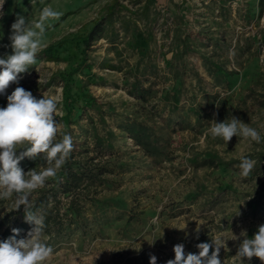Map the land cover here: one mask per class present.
I'll use <instances>...</instances> for the list:
<instances>
[{"label": "rangeland", "instance_id": "374dc122", "mask_svg": "<svg viewBox=\"0 0 264 264\" xmlns=\"http://www.w3.org/2000/svg\"><path fill=\"white\" fill-rule=\"evenodd\" d=\"M113 1L0 0V58L12 53L9 36L18 15L38 21L45 7L60 13L45 22L36 63L10 84L7 95L23 87L37 99H56L61 132L71 135L78 151L74 159L82 165L93 157V163L112 169L96 187L97 201L83 208L81 227L73 223L61 234L44 232L54 249L44 264H150L151 255L156 264H166L174 259V245L198 254L196 245L213 238L226 243L220 251L224 264H241L235 256L241 232L251 238L264 225V160L252 156L264 151V0H154L156 20L137 22L153 37L138 65L128 45L134 28L124 33L114 18L88 36ZM117 1L126 6L121 14L127 18L138 7ZM183 39L189 45L185 53ZM49 45L53 49L42 52ZM202 55L222 71L210 74ZM137 84L150 87L149 100L131 94ZM7 95H0V107L7 106ZM69 107L67 122L62 117ZM230 116L255 128L262 142L214 139L211 121ZM134 119L150 128L156 152L142 149L121 128ZM209 150L223 164H203ZM243 157L256 161L247 178L239 174ZM42 188L32 192L31 201ZM59 197L64 205L70 195ZM14 207V198L0 200V242L13 228L20 229L21 239L34 227L25 222L23 206ZM243 264H249L246 258ZM250 264L262 262L253 257Z\"/></svg>", "mask_w": 264, "mask_h": 264}, {"label": "clouds", "instance_id": "9594fccd", "mask_svg": "<svg viewBox=\"0 0 264 264\" xmlns=\"http://www.w3.org/2000/svg\"><path fill=\"white\" fill-rule=\"evenodd\" d=\"M59 15V12L45 7L38 21L17 16L9 36L12 53L0 58V95H7L10 84H18L21 74L29 72L30 66L36 63L37 53L42 47L40 36L45 31V22ZM7 101L6 107H0V200L14 198V210L23 206L25 222L34 227L26 238L21 239L16 238L20 229L13 228V235L0 242V264H44L53 255L54 249L44 236L45 216L39 210L34 211L35 205L30 196L34 190L44 187L49 178L57 177L73 150V139L70 134L61 132V125L56 120V99H37L31 91L16 87L7 95ZM209 132L214 139H223L225 144L234 136L262 142L255 128L235 116L219 123L211 121ZM40 156L48 165L42 171L34 168L24 172L19 167L25 158L36 160ZM255 164L256 161L248 157L241 158L238 165L240 176L249 177ZM199 231L197 227V234ZM240 235L243 239L235 256L240 258L241 264L245 258L250 264L253 257L264 264V225H260L251 238L246 231ZM235 239L238 237L235 236ZM225 244L223 239L213 238L211 243L196 245L198 254H186L184 244L178 243L173 247L174 259H169L166 264H224L220 251ZM156 261V256L151 255L150 264H156Z\"/></svg>", "mask_w": 264, "mask_h": 264}, {"label": "trees", "instance_id": "16d2710c", "mask_svg": "<svg viewBox=\"0 0 264 264\" xmlns=\"http://www.w3.org/2000/svg\"><path fill=\"white\" fill-rule=\"evenodd\" d=\"M154 0H131L132 5L138 7L135 9V13H131L128 18L121 14V11L126 8L124 5H120L117 0H114L107 9V13L98 22H96L90 29L88 36L92 39L96 34L102 31V26L107 20L117 19L121 23V28L124 33H127L130 29L133 30V35L128 41L129 48L135 51L139 56L138 63H141L148 52V48L152 41V31L149 28H140L137 22H150L156 20V12L152 8ZM128 10V9H126ZM131 27V28H130ZM113 42V41H112ZM186 39L182 40V47L180 48L181 53H185L189 48ZM53 49V45H49L42 50L44 53H48ZM202 60L207 66V70L210 74L213 71L221 72L222 67L219 63L209 66L207 58L202 55ZM151 71V70H149ZM151 72H154L153 70ZM228 75L231 72H227ZM150 87H142L141 84L133 86L131 94L137 96L136 98L143 101H147L150 98ZM69 88L66 89V92ZM71 113V108L67 109L66 114L62 117L68 122V116ZM121 128L131 137L137 145H140L145 151L150 153L156 152L157 148L152 143L157 144L158 140L152 137V132L149 131V127L146 126L142 121L136 119L126 121ZM152 144V145H151ZM83 151H80L82 153ZM84 152H88V147L84 146ZM78 154L77 150H72L70 157L67 162L60 169L57 177H53L47 180L50 184L49 187L42 188L39 191V196L32 202L35 205L34 211L39 210L41 214L45 216V229L44 232L48 234H61L68 230L73 223L81 225V217L83 214V208L85 210L86 203H94L97 201L96 187L101 186L107 182V178L104 176L107 173L112 172L105 165L93 163V157L90 158V162L87 159L81 165L79 161L74 159L75 155ZM207 158L204 159L203 164L209 167H217L223 164L220 161V157L214 151H207ZM253 158L258 161L264 160V151H258ZM87 160V161H86ZM41 166H47L46 161L42 156L36 160L25 158L19 164V167L27 172L31 169H38ZM262 191H264V185H262ZM81 190H84V198L81 197ZM59 194L70 195V198L63 205L60 200ZM61 207H64L62 210ZM24 217V209L22 210ZM88 226L87 220L84 217V228ZM12 236V235H11ZM10 236V237H11Z\"/></svg>", "mask_w": 264, "mask_h": 264}]
</instances>
